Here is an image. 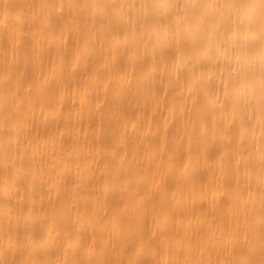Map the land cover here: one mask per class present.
I'll use <instances>...</instances> for the list:
<instances>
[{"label":"bare ground","instance_id":"bare-ground-1","mask_svg":"<svg viewBox=\"0 0 264 264\" xmlns=\"http://www.w3.org/2000/svg\"><path fill=\"white\" fill-rule=\"evenodd\" d=\"M264 0H0V264H264Z\"/></svg>","mask_w":264,"mask_h":264},{"label":"snow or ice","instance_id":"snow-or-ice-1","mask_svg":"<svg viewBox=\"0 0 264 264\" xmlns=\"http://www.w3.org/2000/svg\"><path fill=\"white\" fill-rule=\"evenodd\" d=\"M261 7H262V9H264V4H262ZM261 54H262V56H264V43H262Z\"/></svg>","mask_w":264,"mask_h":264}]
</instances>
